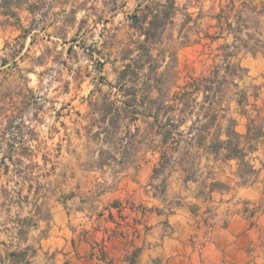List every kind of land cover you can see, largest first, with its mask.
<instances>
[{"label": "rangeland", "instance_id": "1", "mask_svg": "<svg viewBox=\"0 0 264 264\" xmlns=\"http://www.w3.org/2000/svg\"><path fill=\"white\" fill-rule=\"evenodd\" d=\"M148 3L162 0H23L13 7L15 16L0 14V242L9 244L24 229L18 236L22 247L41 259L48 248L51 254L61 251L60 258L71 260L67 264H141L147 250L153 264H175L196 243L201 262L215 264L223 224L200 228L183 204L209 211V225L244 210L243 200H260L259 192L243 188L197 201L196 194L207 197L213 183L235 187L231 169L199 151L173 169L165 192L171 169L153 179L162 151L186 152L197 118L183 120L177 112L175 123L166 116L156 121L141 113V105L167 101L179 111L180 98L192 91L183 89L190 77L208 76L211 50L224 55L222 46L233 36L213 44L207 38L220 31L212 16L228 0H177V18L150 41L147 55L135 23ZM186 14L193 21L183 27ZM191 29L192 40L203 37L208 44L183 45ZM127 57L138 76L130 73L121 84ZM235 62L246 72L225 89L221 113L236 120L240 133L250 120L264 129V87L258 88L264 85V48L243 51ZM240 91L245 105L239 104ZM124 101L135 106L120 118L106 113ZM257 157L264 161V149L249 156L258 168ZM263 216L247 231L233 223L240 230L231 229L222 264L240 263L241 251L252 243L254 264H264Z\"/></svg>", "mask_w": 264, "mask_h": 264}, {"label": "trees", "instance_id": "2", "mask_svg": "<svg viewBox=\"0 0 264 264\" xmlns=\"http://www.w3.org/2000/svg\"><path fill=\"white\" fill-rule=\"evenodd\" d=\"M21 2L23 0H0V14L15 16V9L13 7L18 8V4ZM219 7L221 9L220 12L216 13L212 18L218 22L215 26L220 31L215 34H208L207 38L210 39L212 44L220 38H227L228 35H232L233 40L222 46L225 51L224 55H218L214 50H211L210 56L213 63L209 75L207 76L203 73L200 76L190 77L191 82H188L183 89L191 88L192 91L189 92V95H185L186 93H184L180 98L181 109L179 111L176 110L175 106H169L167 101L159 103L150 101L145 106L141 105V113L156 119V121H159L161 116H166L169 117V121L175 123L177 122V112L183 120H186L189 116L197 118V127L194 129L195 133L190 138L188 149L184 154L180 153V155H176L175 151L172 152L169 149L161 152L160 167L155 169L153 179L161 177L167 169H171V172L163 181L161 192L166 191L168 179L172 176L173 169L175 168L174 171L177 172V166H182L187 160L193 159L195 151L202 152L201 155L203 153L206 154L208 159L212 158L215 164L236 161L238 165L237 177L241 179L238 183L239 186H246L252 177H257L260 173L249 159V156L259 152L262 148L264 149L263 125H256L255 120H250L247 132L245 134L240 133L237 130L236 120L228 119L226 114H222L221 112L224 109H220V106L223 93H225L228 85L233 84L236 78L242 80L243 77L240 75V72H246L245 69L236 64L235 59L243 51L257 54L264 48L263 33L260 31V28H255L252 24L254 19L258 20V26L260 27V16L264 12V1L261 0L258 3L257 0H228L226 4L220 3ZM178 10L177 0H162V3H148L145 5V14L144 17L142 16L143 20L142 17L137 16V23H135L141 29L140 34L145 36L140 50L150 55V41L159 38L168 25L175 21L178 16ZM185 17L187 19L183 22V27L193 21L192 15L186 14ZM198 21L194 22L197 23ZM193 33V29L186 31L183 45L200 44L206 46L208 44L204 43L205 38L203 37L192 40L191 36ZM128 57L124 59V69L119 79L121 84H123L122 82H126L130 73L131 75L138 76L135 71L132 72V61L126 63ZM133 61L137 62L136 60ZM138 68L142 69L143 67L138 66ZM166 75L167 72L163 73L159 78H163ZM123 87L125 86L122 85ZM147 88L148 90L151 89V91L155 89L154 86ZM127 93L128 95L133 94L130 90H127ZM237 95L241 96L239 104L245 105V101L247 100L246 93L240 91ZM109 106L110 108L106 113L112 114L115 118H120L130 107H134L135 103L124 101L119 106L116 104ZM223 112H226V110ZM226 121L229 123L227 126L224 123ZM199 158H201L200 153H198L197 159ZM213 184V188L209 193L221 190L220 188H223L221 191L227 190L225 189L227 185L221 182ZM217 187L218 189H216ZM23 230L15 236L12 235L9 244L5 241L0 242V264H31L34 249L29 246L22 247L20 238L18 237L23 234ZM30 251H32V255H29Z\"/></svg>", "mask_w": 264, "mask_h": 264}, {"label": "crops", "instance_id": "3", "mask_svg": "<svg viewBox=\"0 0 264 264\" xmlns=\"http://www.w3.org/2000/svg\"><path fill=\"white\" fill-rule=\"evenodd\" d=\"M261 0H257V2L259 3ZM264 1V0H262ZM263 18H264V12L263 14L260 16V31L264 34V29H263ZM259 89L263 88V86H259L258 87ZM263 149V148H262ZM258 153V152H257ZM256 154V153H255ZM256 160H260V164H261V167H256L255 163H253L255 165V168L257 170L260 171L259 175L256 177H252L250 180H249V183L246 185V186H239L238 183L241 181L240 178L237 177V171H238V165H237V169H234L233 168V164L237 162L236 161H231L229 163H217L216 165H220L221 167L222 166H227L231 169L232 171V176H228V179L231 178L233 181H235V187H232L230 188V184L231 183H224V181L222 182L223 184L225 185H230L229 188L225 191H214L213 193H208V196L207 197H204V196H201L199 194H196V200L197 201H202L203 203H205L207 200L210 201L213 199H215V196L218 194V195H224V194H227L229 192H232L233 190H240V189H243V188H246L247 190H251V191H257L260 193V200L258 202H253L251 200H243L242 203L244 205H246V208L244 210L242 209H239V211H236L234 212L233 214H230V216L228 218H219V220H217V223L216 221L214 223H209L208 225V218L209 217H206L205 214H207V211L206 213H200V207L198 205H195L194 208L193 206L191 207L190 205H184L183 204V208L185 212H187L194 220V223L195 225L198 224V226L200 227V225H203V226H216L218 227V222L219 223H222L223 224V228L218 232V235L219 236V239L217 238V240L220 241L221 243V249L219 247V245H217L216 247H214V252H215V264H222L224 262V259H225V254H226V251H225V248H228L230 247L231 245V240L233 239L232 238V234H231V229L232 228H238V226H234L233 223H237V224H241L240 227L242 229V231H247L249 229H252L251 227H253L254 225L252 224H255L257 219H259V217H261V215H264V176H262V171L264 169L263 167V160H261L260 158H256ZM255 161V160H254ZM226 172V171H224ZM230 180V179H229ZM250 205H253L254 207L252 209H250ZM190 206V207H189ZM196 208V209H195ZM200 214H204V215H200ZM227 214V212H226ZM224 216V214H223ZM239 216V217H238ZM262 218V217H261ZM264 218V216H263ZM214 220V219H213ZM260 222V221H259ZM258 224V222H257ZM232 225L234 227H232ZM193 225H191L192 227ZM202 227V226H201ZM200 227V228H201ZM240 230V229H239ZM237 232V231H236ZM150 238V237H149ZM177 238V236L175 237ZM262 239H263V243H262V246L264 247V232L261 233L260 235V241L262 242ZM29 240H25L24 244L28 243ZM171 242H173V240H169ZM260 244V243H259ZM28 245H24L23 247H27ZM247 247V244L245 245L243 251H241V261L240 263L238 264H254L255 262L252 260L251 258V253H253V251H255V248L253 249L254 247V243H252V245H250V250L246 248ZM40 250L42 251L44 248L43 246L41 245V247H39ZM257 249V248H256ZM184 250V249H183ZM183 250L181 251V253L183 252ZM47 253L49 255H52V258H50V256L48 255L45 259L44 258H40L38 257L37 255L33 256V258H31V264H67V263H71V260L68 259V261L66 260H63V257L60 258V255L61 256H64V253L61 252V251H56V252H53L51 254V250L50 248L47 249ZM149 253H145L143 254V260L141 262V264H153V257L149 256L150 250H147ZM264 253V250L261 251ZM254 254V253H253ZM168 257V254L166 255V258ZM201 259H203V256L201 257L200 256V251L198 249V244L196 243H192V250L191 252L187 251L186 254H181L180 256H178V260L179 261H176L175 264H206L203 260L201 262ZM168 260V259H167ZM181 260V261H180ZM169 261V260H168ZM86 263L90 264L88 261H86Z\"/></svg>", "mask_w": 264, "mask_h": 264}]
</instances>
